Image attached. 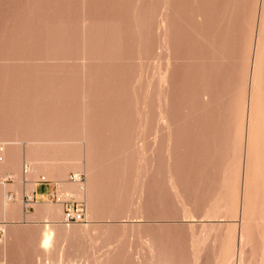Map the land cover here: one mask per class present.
<instances>
[{
    "label": "rangeland",
    "instance_id": "rangeland-1",
    "mask_svg": "<svg viewBox=\"0 0 264 264\" xmlns=\"http://www.w3.org/2000/svg\"><path fill=\"white\" fill-rule=\"evenodd\" d=\"M263 16L0 0V264H264Z\"/></svg>",
    "mask_w": 264,
    "mask_h": 264
},
{
    "label": "bare ground",
    "instance_id": "bare-ground-1",
    "mask_svg": "<svg viewBox=\"0 0 264 264\" xmlns=\"http://www.w3.org/2000/svg\"><path fill=\"white\" fill-rule=\"evenodd\" d=\"M263 4V3H262ZM262 16V15H261ZM264 17V16H263ZM262 17V18H263ZM261 25V24H260ZM264 25V24H263ZM262 28V27H261ZM254 45V44H253ZM256 49H255V51L257 52V46L255 47ZM258 53V52H257ZM255 58H256V56H255ZM254 59V58H253ZM257 60V59H256ZM264 63V62H263ZM254 65V64H253ZM257 65V64H256ZM254 68V67H253ZM256 68H257V66H256ZM255 69H253V71H254ZM252 71V70H251ZM255 73V72H254ZM252 74H253V72H252ZM256 74V73H255ZM259 76V75H258ZM252 77H254V76H252ZM260 78H261V76H260ZM253 79V78H252ZM258 79V78H257ZM255 81H256V79H255ZM252 82V81H251ZM253 84V83H252ZM254 93V92H253ZM258 93V92H257ZM262 93V92H261ZM253 103V102H252ZM250 112V111H249ZM261 134V133H260ZM250 140V139H249ZM254 141V140H253ZM15 141H13L12 143H11V141L9 142V141H2V143H0L1 145H3V146H7V147H9V146H11V145H13V143H14ZM250 143V142H249ZM16 144V143H15ZM29 144V143H28ZM253 144V143H252ZM2 147V146H1ZM8 149L9 148H7V152H8ZM16 149V148H15ZM14 149V150H15ZM248 150V149H247ZM256 151V150H255ZM15 152V151H14ZM247 153V152H246ZM263 154V153H262ZM261 154V155H262ZM256 155V154H255ZM258 155V154H257ZM3 156L5 157L6 156V152L4 153V150L2 151V153H1V155H0V158H1V161H0V163L3 161ZM15 156V155H14ZM24 156V155H23ZM30 156V155H29ZM16 157V156H15ZM30 158V157H29ZM28 158V159H29ZM27 159V158H26ZM257 159H259L258 157H257ZM31 160V159H30ZM30 162V161H29ZM259 163V162H258ZM32 164H34V163H30V165H32ZM2 165H6V160H5V164H2ZM2 168V167H1ZM28 169V168H27ZM32 170V169H31ZM259 171V170H258ZM27 171L26 170H24V174L26 173ZM32 172V171H31ZM34 173V172H33ZM7 178V176H3V179L1 180V182H0V184L1 185H3V191H5V185H4V182H5V179ZM26 178V177H25ZM27 179V178H26ZM23 184V183H22ZM264 185V184H263ZM264 187V186H263ZM25 188V187H24ZM25 190V189H24ZM2 191V192H3ZM264 197V196H263ZM244 198V197H243ZM10 201L12 200V198H10L9 199ZM5 201H8V200H5ZM4 201V203H3V206H2V212H3V214L4 215H6L7 213H8V211L10 210V208L8 207V205H7V203ZM19 203V199H18V197H16V200H15V204L14 205H17ZM9 209V210H8ZM12 209V208H11ZM241 209V208H240ZM262 211V210H261ZM243 213H245V211L243 212ZM248 215V214H247ZM245 216H246V214H245ZM242 218H243V216H242ZM264 222V221H263ZM3 224H5V222L3 223ZM2 224V226L0 227V230H2L3 232H4V230H3V228H4V225ZM262 226H264L263 225V223H262ZM243 230V229H242ZM241 230V231H242ZM240 232V231H239ZM264 235V234H263ZM241 238H242V240H243V236L241 235L240 236ZM239 237V238H240ZM241 240V239H240ZM241 240V241H242ZM243 242H244V240H243ZM51 243H52V231L48 228V226H46V228L45 229H43L42 230V232H41V234H40V240H39V247H40V249L43 251V252H45V254L48 252V251H50L49 250V248L50 247H52V245H51ZM241 245V244H240ZM264 245V244H263ZM264 248V247H263ZM262 250V249H261ZM262 251H264V249L262 250ZM261 251V252H262ZM234 254V253H233ZM264 258V257H263ZM264 260V259H263ZM239 262V261H238ZM241 263V262H240ZM58 264V263H57Z\"/></svg>",
    "mask_w": 264,
    "mask_h": 264
},
{
    "label": "crops",
    "instance_id": "crops-1",
    "mask_svg": "<svg viewBox=\"0 0 264 264\" xmlns=\"http://www.w3.org/2000/svg\"><path fill=\"white\" fill-rule=\"evenodd\" d=\"M31 194L33 198H43L47 195V190L41 187H35L34 190L32 188Z\"/></svg>",
    "mask_w": 264,
    "mask_h": 264
},
{
    "label": "built area",
    "instance_id": "built-area-1",
    "mask_svg": "<svg viewBox=\"0 0 264 264\" xmlns=\"http://www.w3.org/2000/svg\"><path fill=\"white\" fill-rule=\"evenodd\" d=\"M2 151H3V147L0 146V155H1ZM0 161H1V158H0ZM64 220L67 223H69V222H71L73 220V216H72V214H71V212L69 210L66 212Z\"/></svg>",
    "mask_w": 264,
    "mask_h": 264
}]
</instances>
